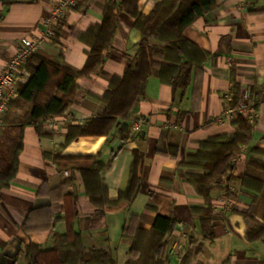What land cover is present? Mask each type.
<instances>
[{"label": "crops", "instance_id": "obj_1", "mask_svg": "<svg viewBox=\"0 0 264 264\" xmlns=\"http://www.w3.org/2000/svg\"><path fill=\"white\" fill-rule=\"evenodd\" d=\"M56 1L0 0V70L23 38L44 31ZM108 1L116 4L114 37L103 51V65L82 73L93 43L103 38L100 28ZM123 1L81 0L57 24L56 36L35 53L80 74L70 106L61 115L43 121L41 133L32 125L24 130L17 175L0 199V264H28L26 248L31 243L44 250L53 248L54 234H65L68 229L65 195L69 193L77 198L79 216L74 227L84 245L109 249L116 264H126L133 235L137 229L151 232L159 212L177 221L167 236L166 264H181L187 250L193 248L198 264H264V241L249 238L251 230L264 223L253 195L227 176L213 183L211 208L216 236L205 239L201 211L208 209L209 203L187 180L188 174H203L205 170L184 164L199 153L203 141L236 132L233 120L222 116L227 106L225 96L235 84L242 93L251 90L258 97L259 117L253 124L252 142L241 146L233 160L231 175L240 177L249 158L264 160V155L252 151L264 150V0H225L185 28L183 35L208 57L203 64L193 66L185 89H175L153 74L146 85V98L120 123L129 125L132 132L125 140L120 126H116L107 137H80L65 146L70 127L85 126L106 112L104 96L113 78L123 77L137 54L143 33L121 5ZM137 1L144 16L163 2ZM155 59L173 64L162 52ZM22 70L29 74L28 82L32 74L27 62ZM139 121L143 122L140 131L133 132V125ZM61 152L100 153L108 164L102 176L111 200L127 189L137 152L141 183L130 207L97 214L79 171L70 163L49 157Z\"/></svg>", "mask_w": 264, "mask_h": 264}, {"label": "trees", "instance_id": "obj_2", "mask_svg": "<svg viewBox=\"0 0 264 264\" xmlns=\"http://www.w3.org/2000/svg\"><path fill=\"white\" fill-rule=\"evenodd\" d=\"M170 1L172 0H163L149 16H144L139 11L137 0L122 2L121 5L135 18V26L143 33L137 54L125 75L113 78L110 89L104 96L106 112L90 119L85 126L70 127L65 146L80 137H107L116 126H120V134L125 140L132 132L129 125L120 123L131 114L136 104L146 98V85L153 74L175 89H185L188 86L193 66L203 64L208 54L188 40L183 35L184 30L198 18L218 8L225 0H179L177 4L176 0L171 3ZM115 7V3L108 1L105 20L100 28L103 30V38L93 43L82 73H88L91 69L96 71L103 65V51L110 47L117 28ZM159 52L173 64L158 63L155 56ZM26 62L32 74L31 78L26 84L20 85V96L10 104L3 120V126L15 130L17 135L11 139L13 147L7 156L8 165L5 170L0 169V199L3 190L17 175L26 126L32 125L41 133V123L50 117L61 115L73 102L77 90L76 80L80 73L70 66L49 61L37 54L31 55ZM231 92L234 95L233 105L236 106L242 93L239 85L235 84ZM256 103L258 107V97ZM232 123L236 127L234 134L203 141L199 153L184 163L205 170L203 174L191 173L187 176V180L209 203L208 209L201 211L205 239L216 236L212 225L214 215L211 198L213 183L221 182L224 176L231 182L239 181L242 190L253 195L264 219V160L249 158L240 177L231 175L234 170L233 160L241 146L249 145L253 140V124L243 115H239ZM252 151L264 155L262 149L254 148ZM49 157L58 163H70L79 171L86 194L96 207L97 214L128 209L141 183L140 156L137 152L127 189L115 200L109 198V189L103 180L102 172L108 164L101 160L100 153L65 155L61 152ZM65 197L68 201L65 215L67 232L54 234V246L50 250H44L36 243L29 244L26 248L28 264H116L109 249L87 248L84 245L81 233L74 227L79 216L77 198L72 193ZM176 223L172 215L159 212L151 232L137 229L126 264H166L170 244L167 236L173 232ZM124 235L128 236L126 233ZM249 238L264 241V223H258L251 230ZM192 251L185 254L183 264H188L192 256L196 255V249Z\"/></svg>", "mask_w": 264, "mask_h": 264}, {"label": "built area", "instance_id": "obj_3", "mask_svg": "<svg viewBox=\"0 0 264 264\" xmlns=\"http://www.w3.org/2000/svg\"><path fill=\"white\" fill-rule=\"evenodd\" d=\"M81 0H57L50 15L45 20L44 31L38 36L23 38L17 46L15 54L10 58L7 66L0 70V127L3 126L4 116L10 104L20 96V84L27 82L29 74L22 70L27 59L37 53L43 44L56 36V26L65 14L78 7ZM234 95L229 92L225 96L227 106L224 117L234 120L239 115L245 116L251 124H255L259 113L256 97L253 91L241 93L236 106L233 105ZM142 121L133 125V132L141 129Z\"/></svg>", "mask_w": 264, "mask_h": 264}, {"label": "rangeland", "instance_id": "obj_4", "mask_svg": "<svg viewBox=\"0 0 264 264\" xmlns=\"http://www.w3.org/2000/svg\"><path fill=\"white\" fill-rule=\"evenodd\" d=\"M172 1H170V3ZM176 1H177L176 2V4H177L179 2V0H176ZM16 135H17V133H16L15 130L12 131L11 129L5 127V125L2 126V127H0V169H2V170H5L6 167H7V165H8V163H7V156H8V153H9L10 148L13 147V144L11 142V139L16 138ZM193 249L187 250L186 254L191 253V251ZM195 256H192L193 258H191V260L189 261L188 264H198L195 261ZM183 260H184V257L182 258L181 264L184 263Z\"/></svg>", "mask_w": 264, "mask_h": 264}]
</instances>
